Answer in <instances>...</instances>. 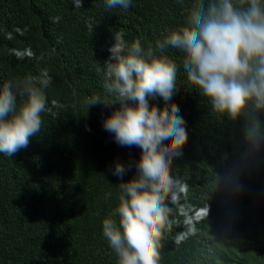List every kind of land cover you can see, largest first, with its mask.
I'll return each mask as SVG.
<instances>
[{
    "label": "trees",
    "instance_id": "obj_1",
    "mask_svg": "<svg viewBox=\"0 0 264 264\" xmlns=\"http://www.w3.org/2000/svg\"><path fill=\"white\" fill-rule=\"evenodd\" d=\"M193 3L132 0L124 10L106 8L105 0H82L81 8L72 0H0V84L47 69L49 105H62L42 114L26 149L0 153V264H117L102 235L121 194L109 168L133 163L140 150L117 145L104 130L112 107H88L91 97L105 98L96 67L108 59L115 33L154 46L185 23ZM166 54L178 65L176 103L188 131L172 174L187 193L160 264H264V111L250 108L237 120L217 114L188 82L181 54ZM185 218L195 230L176 244L188 231Z\"/></svg>",
    "mask_w": 264,
    "mask_h": 264
},
{
    "label": "clouds",
    "instance_id": "obj_2",
    "mask_svg": "<svg viewBox=\"0 0 264 264\" xmlns=\"http://www.w3.org/2000/svg\"><path fill=\"white\" fill-rule=\"evenodd\" d=\"M72 2L83 7L82 0ZM131 4L105 0L108 9L127 10ZM113 38L108 59L96 67L105 98L91 97L88 107H112L102 121L104 130L117 145L138 148L140 155L129 165L117 160L109 168L121 194L102 221V235L117 264H160L162 241L187 193L184 180L172 174L188 131L176 103L178 65L167 50L181 54L179 66L188 82L217 114L237 120L250 108L264 111V0H194L185 23L147 48L139 39L127 42L122 32ZM16 55L24 59L25 54ZM51 81L48 70L41 69L0 84V153L13 157L26 149L41 131L42 114L55 115L53 108L62 107L56 100L49 105ZM255 128L254 122L250 136ZM132 168L134 174L125 180ZM184 225L188 231L176 235V244L195 230L188 218Z\"/></svg>",
    "mask_w": 264,
    "mask_h": 264
}]
</instances>
